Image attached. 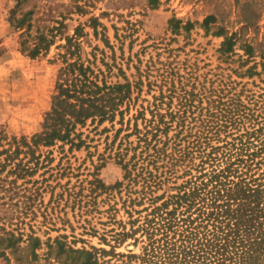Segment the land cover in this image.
<instances>
[{
  "label": "rangeland",
  "instance_id": "374dc122",
  "mask_svg": "<svg viewBox=\"0 0 264 264\" xmlns=\"http://www.w3.org/2000/svg\"><path fill=\"white\" fill-rule=\"evenodd\" d=\"M75 2H86L87 12L75 11ZM92 14L106 26L109 43L88 25ZM207 15L213 18L205 26ZM19 18L24 22L14 27ZM28 22L32 27L26 31ZM79 24L84 27L78 38L81 48L72 60L81 55L108 82L142 79V90L122 124L119 116L113 123L88 119L78 124L76 132L85 140L81 147L64 143L62 148L58 142L48 148L51 152L42 148L13 159L28 162V170L0 167V238L13 239L11 246L6 239L0 242V264H80L77 248L141 251L142 242L134 244L133 236L120 242L115 235L122 227L129 229L130 221L145 213L137 210L148 204L130 205L141 186H133L123 164L135 153L131 168L141 151L131 149L138 145L132 116L142 107L151 116L166 70L173 69L176 79L188 77L197 87H232L244 101L249 95L264 108V0H0V124L9 135L29 137L39 129L52 105L65 36ZM221 28L225 34L241 28L240 40H251L254 55L248 56L239 42L233 51H221ZM37 31L51 34L54 42L32 57L24 50L25 40L33 43ZM138 127H143L141 118ZM108 258L110 254L104 256ZM122 259L127 257L115 263L124 264Z\"/></svg>",
  "mask_w": 264,
  "mask_h": 264
},
{
  "label": "trees",
  "instance_id": "16d2710c",
  "mask_svg": "<svg viewBox=\"0 0 264 264\" xmlns=\"http://www.w3.org/2000/svg\"><path fill=\"white\" fill-rule=\"evenodd\" d=\"M86 5L75 2V11L87 12ZM30 13L25 12V20ZM212 18H204L205 26ZM23 22L17 19L14 27ZM88 23L96 36L101 32V39L109 43L99 15H90ZM26 27L29 31L32 24L28 22ZM83 28L79 24L72 35L65 36L52 105L39 129L29 137H17L0 124V156H6L0 161L1 169L13 164L14 170H28L32 168L28 162L13 159L42 148L51 152L48 148L58 142L62 148L64 143L79 148L85 140L76 132L78 124L88 119H97L98 124L106 120L113 123L117 116L122 124L135 104L142 79L133 83L125 77L124 82H108L104 76L99 78L81 55L72 60L81 48L78 38ZM223 32L222 28L217 31L224 34L221 51L231 52L239 42L248 56L254 55L251 40H240L241 28ZM52 37L37 31L33 43L27 45L25 40L24 50L32 57L47 51L54 42ZM261 54L264 58V51ZM174 76L173 69L163 73L150 117L145 116L144 107L132 116L138 145L131 149L141 147V151L131 168L135 153L123 167L133 186H141L130 205L145 200L148 204L137 210L145 213L131 220L129 229L122 227L115 235L120 242L133 236L134 244L142 242L141 251L120 253L114 246L110 250L77 248L74 251L81 257L76 258L77 263L107 264L115 257L112 264H119L115 261L126 256L121 260L124 264L133 260L136 264H264V108L249 95L244 101L232 87H197L188 77L184 76V81L182 76ZM135 88L138 90L133 96ZM139 118L142 128L138 127ZM127 120L129 123L131 118ZM125 149L129 150L127 146ZM168 182L173 184L155 195ZM5 239L9 246L13 244L12 237L0 238V242ZM106 254L111 258L104 259Z\"/></svg>",
  "mask_w": 264,
  "mask_h": 264
}]
</instances>
